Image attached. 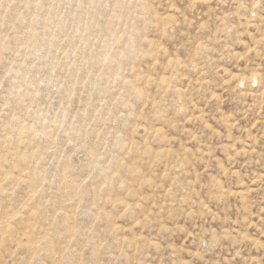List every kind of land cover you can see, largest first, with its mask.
I'll use <instances>...</instances> for the list:
<instances>
[{
	"label": "rangeland",
	"instance_id": "374dc122",
	"mask_svg": "<svg viewBox=\"0 0 264 264\" xmlns=\"http://www.w3.org/2000/svg\"><path fill=\"white\" fill-rule=\"evenodd\" d=\"M0 264H264V0H0Z\"/></svg>",
	"mask_w": 264,
	"mask_h": 264
}]
</instances>
